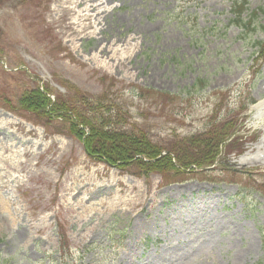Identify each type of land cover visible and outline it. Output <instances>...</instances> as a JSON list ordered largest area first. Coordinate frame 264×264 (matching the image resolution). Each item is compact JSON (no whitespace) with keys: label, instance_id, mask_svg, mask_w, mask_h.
Wrapping results in <instances>:
<instances>
[{"label":"rangeland","instance_id":"374dc122","mask_svg":"<svg viewBox=\"0 0 264 264\" xmlns=\"http://www.w3.org/2000/svg\"><path fill=\"white\" fill-rule=\"evenodd\" d=\"M63 1L0 0L3 144H33L23 172H11L17 181L0 188V202H13L0 208V264H264V162L243 164L264 155V0H249L250 29L233 24L239 0H102L101 26L73 42L62 35ZM96 38L125 40L116 62L91 61ZM62 83L117 104L119 127L163 146L232 122L243 153L169 181L99 164L60 120L45 126L20 108L37 85L67 96ZM75 172L91 183L77 182L72 202L64 189ZM191 201L213 205L202 222Z\"/></svg>","mask_w":264,"mask_h":264},{"label":"trees","instance_id":"16d2710c","mask_svg":"<svg viewBox=\"0 0 264 264\" xmlns=\"http://www.w3.org/2000/svg\"><path fill=\"white\" fill-rule=\"evenodd\" d=\"M248 3L249 0H239L231 7L233 24L239 28L252 27V22L245 23L243 18ZM257 47L258 53L264 54V42L257 43ZM61 85L67 89V96L54 95L48 86L37 85L22 95L20 108L45 126L60 120L69 135L82 143L86 156L97 163L118 169L134 168L139 175L161 174L169 181L216 164L220 167L224 156L236 150L242 152V139L236 136L232 122L163 146L153 142L144 129L119 127L124 114L117 104L94 97L90 101L68 83Z\"/></svg>","mask_w":264,"mask_h":264},{"label":"bare ground","instance_id":"6f19581e","mask_svg":"<svg viewBox=\"0 0 264 264\" xmlns=\"http://www.w3.org/2000/svg\"><path fill=\"white\" fill-rule=\"evenodd\" d=\"M102 0H65L62 5L58 9V15L60 19L65 20L62 35L65 39L73 42L76 40H83L84 34L89 31L88 38L91 39L93 37V33L91 32L96 26H101L100 22V14L101 9L103 8L102 3H98ZM69 16H76V21H70ZM69 19V20H68ZM101 33V31H100ZM132 38L131 40H134ZM96 40V48L94 49L95 54L92 57V62H116L115 55L118 51H122L123 48L122 42L113 43L112 40L105 39L102 42L101 39ZM126 43V42H125ZM117 46V49L114 46ZM113 54V56H110ZM119 66H123L124 62H126L125 58L118 59ZM258 111L256 113L257 121H260L262 126H264V102L257 104ZM7 123L6 115L0 114V188H5L6 184L15 183L17 181L16 177L11 175V172L20 173L25 169L24 166L27 165V162H22L20 158L32 156V151L29 152L28 149L33 146L31 143L24 144H3L4 140L7 139V134L5 133V124ZM257 150L261 152L264 151V140H262L257 145ZM257 162H264V155H259V157L248 159L246 158L243 162L246 164H257ZM5 180H7L5 182ZM72 182H74L73 186L67 187L64 190L71 195V201L75 202L79 197L80 192L76 190L75 185L78 182L82 184L84 182H89L88 177H82L81 173L75 172L72 177ZM93 186H95L93 184ZM0 202V208H5V211L9 213L7 208L12 205V200H5ZM90 201H92V195H90ZM104 204V203H103ZM102 204V205H103ZM133 201H128L124 203H117L115 207L120 206H132ZM192 207V216L193 218H199L202 222V217H206L205 211L209 212L211 209V204L205 203H197L196 201H191L189 204ZM213 209V208H212ZM215 222L217 221L219 225H222L225 219L222 216H216L212 218ZM138 230H143L146 228V224H138L136 227Z\"/></svg>","mask_w":264,"mask_h":264}]
</instances>
